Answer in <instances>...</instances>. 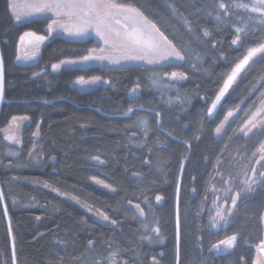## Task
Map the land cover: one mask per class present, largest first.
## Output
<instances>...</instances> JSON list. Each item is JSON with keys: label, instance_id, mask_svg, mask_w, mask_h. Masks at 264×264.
<instances>
[{"label": "trees", "instance_id": "obj_1", "mask_svg": "<svg viewBox=\"0 0 264 264\" xmlns=\"http://www.w3.org/2000/svg\"><path fill=\"white\" fill-rule=\"evenodd\" d=\"M114 2L142 12L185 60L164 68L142 63L125 68L91 64L54 72L52 64L61 59L99 48L92 35L79 43L55 35L41 46L35 61L16 63L19 35L27 29L45 33L52 17L16 22L9 13L8 0H0V55L7 99L0 109V128L14 115L29 117L19 146L0 136V188L9 221L8 226L0 205V264H13L12 250L15 264H92L93 260L104 264L113 252L119 264H153V257L156 264H177L175 203L182 162L177 205L180 264H252L255 244L262 236L264 185L256 186L238 205L234 221L210 229L206 183L235 119L222 137H215L214 128L226 112L235 108L245 112L264 91V54L249 61L213 117L206 116V109L234 63L248 48L264 43L259 14L234 7L249 0ZM220 2L229 5V15L220 11ZM237 27L244 29L242 40L232 45ZM205 31L209 35L205 36ZM172 71L184 73L187 79L172 81L164 76ZM79 76H98L109 83L78 90L75 80ZM155 78L170 87H153ZM137 84L138 92L130 94ZM129 107L133 111L125 115ZM156 111L162 113L160 125ZM169 132L172 136L166 135ZM35 144L40 160L31 162L29 153ZM10 149H16L15 155L7 153ZM94 157L102 162L93 161ZM17 177L42 180L99 209L116 223L89 217L69 200L34 189ZM91 177L105 181L114 191L92 183ZM156 195L163 197L159 204ZM205 197L207 206L202 210ZM136 204L144 210L143 217L135 212ZM153 227L160 228L159 236L151 231ZM234 234L237 242L231 250L212 251V244Z\"/></svg>", "mask_w": 264, "mask_h": 264}, {"label": "snow or ice", "instance_id": "obj_2", "mask_svg": "<svg viewBox=\"0 0 264 264\" xmlns=\"http://www.w3.org/2000/svg\"><path fill=\"white\" fill-rule=\"evenodd\" d=\"M171 7V5H170ZM220 11L224 16L229 15V5L220 2L218 4ZM234 7L244 9L251 13L259 14V23L264 24V0H254V2L249 6L246 3L236 4ZM9 10L14 18L19 21L22 16H32L35 14H45L52 13L53 19L51 23L47 25L48 35L51 36L56 31H62L66 36L72 38L73 41L79 43L81 38L92 33L96 40L98 41L100 47L87 49L86 53L80 56L79 59H64L59 63L52 64V70L58 71L61 65L74 67V66H84L92 62H107L108 65L119 66L120 68H125L129 64H134L139 66L142 64L153 65L159 68L167 67L173 61L182 62L185 60V56L181 51L176 50L172 46L171 41L163 32L152 23L140 12L138 9L128 7L122 4H117L114 0H36V2H24L18 3L16 0H10ZM175 13V9H173ZM65 19L75 20L76 23L69 24L63 22ZM217 20L221 19L218 14L216 16ZM252 19V17H249ZM185 24L188 21L185 20ZM236 35L232 39L231 44L237 45L242 40V33L244 29L237 27L235 29ZM207 36L209 33L204 32ZM29 39L26 41L25 38ZM45 40L44 36H38L32 32H26L20 37L21 44L25 45L24 55L21 56L20 48H17V60H31L36 57L39 52L40 44ZM165 45L169 47L166 48ZM258 54H264V43H260L256 47H250L247 49V54L243 56L239 62L235 63L231 67L230 73L227 75L226 79L223 80L222 86L212 100L210 106L206 109V116L213 117L217 106L221 104L222 99L228 93L232 84L236 81L237 77L240 75L241 71L249 64V61L256 57ZM37 76V73H33ZM164 76L168 77L172 81H182L187 79L186 75L182 72L172 71L170 74L164 72ZM100 81V77H94L90 80H86L84 76H79L75 80L78 85L85 84H95ZM104 84H108L109 81L104 80ZM153 87L168 88L170 85L162 83L159 78L152 80ZM139 88V84L132 89L131 93H135ZM5 90V76L4 67L2 62H0V98L3 97ZM203 99V97H202ZM190 103V101H189ZM264 105V101H262ZM133 109L128 108L125 115L131 113ZM233 111H228L223 119L215 126L214 134L216 137H222V134H226V124L231 117H233ZM157 118V125L162 123L163 117L160 111L155 112ZM28 116H13L12 121L23 122L28 120ZM143 124L144 122L141 121ZM19 127V123L16 124ZM38 127V126H37ZM201 129H203V122L201 123ZM243 134L244 137H249L250 134L264 136V107L257 108L252 115L247 118L243 126L238 130ZM37 135V133H33ZM167 136H172V133H166ZM5 140L11 139L14 143L19 144L20 140L13 136H5ZM175 139V137H173ZM199 139V137H196ZM227 145L225 146V154H222L220 159H217L216 164L219 166L216 171V176L219 181L224 185V187L215 189L221 195L217 196V200L223 198V203H217L215 206V215L212 217L214 221L213 227L217 223L223 222L227 225L229 216L233 214L234 210L238 207V201H240L244 196L252 193L256 190L255 186L264 185V171L259 170L255 165H251L250 171L251 175L248 174L249 166H243L244 178L239 179V173L234 174L236 165L231 159L226 155ZM260 155L256 159L255 164L264 167V140L260 141ZM15 155V153H10ZM255 156L256 154L253 153ZM94 159H97L94 157ZM147 164V161H145ZM184 164H181L183 169ZM94 179V178H93ZM47 187V185H45ZM108 187V185H104ZM180 184L177 183L176 192L177 199H179ZM75 199V198H73ZM230 199V205L228 200ZM163 200V197L156 195L155 201L159 204ZM5 194L0 191V205L4 204ZM79 203V201H77ZM136 209H139L140 216L143 217L145 212L141 209L140 204L135 205ZM90 210V209H89ZM3 214L5 217L8 216V208L4 207ZM98 218L101 221L109 222V216L103 212L97 213ZM260 220L264 222V213L260 215ZM115 224L116 221H110ZM153 233L159 236L160 228L153 227L151 229ZM11 228H9V235H11ZM145 239H151L145 237ZM199 239V237L197 238ZM237 240L236 235H229L224 239H220L217 243L212 244L211 249H216L219 251L221 245L226 249H231ZM176 255L177 264H180L179 254H180V216L177 210L176 215ZM88 244L94 246L93 241L89 240ZM210 249V251H211ZM259 251L264 254V241H261ZM202 255V253H201ZM116 253H111L112 259L110 264H116L114 257ZM153 264H156V258L153 257ZM243 260V257H241ZM13 264H15V254H13ZM76 264H80L79 261ZM92 264H99L98 261L93 260ZM254 264H264V260L254 261Z\"/></svg>", "mask_w": 264, "mask_h": 264}, {"label": "rangeland", "instance_id": "obj_3", "mask_svg": "<svg viewBox=\"0 0 264 264\" xmlns=\"http://www.w3.org/2000/svg\"><path fill=\"white\" fill-rule=\"evenodd\" d=\"M16 2H18V3H24V2L31 3V2H36V0H16ZM253 2H254V0H249V2L247 4L249 6H251V4ZM9 3H10V0H8V7H9ZM117 4H119V3H117ZM122 5H125V4H122ZM125 6L132 7L134 9H136L135 7L130 6V5H125ZM9 13H10L12 19L14 21H16V22H19V21H22V20H28V19H31V18H34V17L51 16L52 18L48 22V24H49V23L52 22L53 19H56V17H53L52 13L49 12V13H45V14H35V15H32V16H22L21 19L19 21H17L14 18V16L11 14L10 10H9ZM63 22H66V23H69V24L76 23L75 20H68V19H65ZM26 32H32V33H35L38 36H44L45 37V40L40 44V46H39V52L37 53V55H36L35 58H33L31 60H27V61H25V60H17L16 59V56L18 54L17 53V48L18 47L20 48V53L19 54L21 56H23L24 55V52H25V45L21 44L20 37L22 35H24V33H26ZM89 34H92V33H89ZM55 35L66 36L65 33H63L62 31H56L51 36H49L48 35V32H47V26H46V32L45 33H39V32H36L34 30H31V29L24 30L19 35L18 40H17V44H16V54H15V61H16V63H29V62L35 61L38 58L39 54H40V48H41V46L47 40H49L50 38H52ZM28 39H29L28 37L25 38L26 41ZM99 47H100V45H99ZM165 47L168 48L169 46L168 45H165ZM79 58L80 57H76V58H63L61 60H64V59H79ZM60 61H58L56 63H59ZM95 63L96 64H107V62H92V63L88 64L87 66H89L91 64H95ZM62 67H69V66L61 65V68ZM79 67H84V66H79ZM94 77H97V76H92V77L85 78V79L86 80H90V79H92ZM160 80H161V78H160ZM103 81H104V79L100 78V81H98L95 84L78 85V84L75 83V86H76V88L78 90H87V89H91V88L95 87L98 84L103 83ZM135 87L136 86H134V87H132L130 89V93H131L132 89L135 88ZM137 92H138V89H137V91L135 93H132V94H136ZM262 101H264V91L257 97V99L255 100V102L253 103V105L249 109L245 110V112H243V113L240 112V109H238V108L229 110V111H233L234 115H233V117H231L229 119V121L227 122V124H226L225 127H227V125L231 121H233L234 119H235V124L232 125V129L227 134V136H226V138H225V140L223 142V146H222L221 151L219 152V154L217 155V157L214 160V164H215L214 168L216 170L210 172V174L208 176V179H207V183H206V195H208V197H209L208 226H209L210 229H218L220 227H224L225 226V224L223 222L217 223L215 227L212 226L213 223H214V221L212 220V217L215 215V206H216L217 203H223V198H221L220 200H217V196H220L221 194L219 192H216L215 189H217V188H221L222 189L224 187V185L219 181V178L216 176V171H217V169L219 167L216 164V161H217V159H220L222 157V154H225V146L227 145L226 155L236 165L235 170H234V174L239 173V179H243L244 178V174H243V171H242L244 165H248L249 166V171H248V174L249 175H251V171H250L251 165H255L259 170L264 171V167H261V165H256L255 164L256 159H258L259 158V155H260V152H259L260 144L257 146L255 143L259 140V137L260 136L259 135H254V134H250L249 137H244L243 134L238 131L239 128L243 126L244 121L247 118H249L252 115V113L256 111L257 108L264 107V105H262ZM14 116H17V115H14ZM12 117H10L8 119L7 123L3 127L0 128V136L4 140H5V138H4L5 136H13V135L17 139L20 140V134H21V131H22L23 127L29 123V119L26 120V121H23V122L12 121ZM17 123H19V127H16V124ZM223 135L224 134H222V136ZM5 141L11 143L12 145H17V146L20 145V143L19 144H16L11 139L5 140ZM38 149H39V147H38L37 144L33 145L32 149H31V151L29 153V161H31V162H38L40 160V152H39ZM7 153L9 155H11L10 153H16V149H10V150H8ZM253 153H255L256 155L254 156ZM92 160L93 161H96V162H102L99 158H97V159L92 158ZM262 163H264V162H262ZM15 179H17L19 181H22V182H25L27 185H29L30 187H32L34 189H37V190L38 189L39 190H48V191H50V192H52L54 194H57L58 196L63 197L65 199L69 200L74 205H76L77 207H79L89 217H92L94 219H97V220L101 221L98 218V215H97V213L100 212L99 209L93 208L88 203L83 202L82 200H80V199H78V198H76L74 196H71L69 194H65V193L57 190L56 188L52 187L51 185H49L48 183H46V182H44L42 180H39V179H36V178H25V177H19V178L17 177ZM90 181L92 183L96 184L99 187L105 188V189H107L109 191H114V188L112 186H110L105 181H103V180H101L99 178L91 177L90 178ZM45 185H47V187H45ZM104 185H108V187H104ZM249 196H251V193H249L248 195L244 196L240 201H238V205L244 199H246ZM73 198H75V199H73ZM77 201H79V203H77ZM228 204L230 205V199L228 200ZM205 206H207L206 197H205V199L202 202L201 209L204 210L205 209ZM133 207H134L135 212L137 213V215L140 216V214H139L140 210L139 209H136L135 208V205H133ZM236 213H237V211L235 209L234 212H233V214L229 216L228 223L231 222V221H233L234 219H236V217H237ZM102 222H104V221H102ZM106 223H110V220H109V222H106ZM262 227H263L262 238L255 245V250H254V256H253V259H252V264H254V261L264 260V255L261 254L260 251H259V247H260L261 241H264V222H262ZM236 242H237V240H236ZM236 242H235V244H236ZM235 244H234V246H235ZM231 249H226L223 245H221L220 248H219V251H217L216 249H212V251L214 253H219V252H226V251H229ZM111 259H112L111 256L108 257V258H105L104 259V261H105L104 264H110V260ZM114 259L116 261V264H119L120 263V261H119L118 258L114 257ZM121 263L122 264H126L124 261H122Z\"/></svg>", "mask_w": 264, "mask_h": 264}, {"label": "water", "instance_id": "obj_4", "mask_svg": "<svg viewBox=\"0 0 264 264\" xmlns=\"http://www.w3.org/2000/svg\"><path fill=\"white\" fill-rule=\"evenodd\" d=\"M0 62H2L1 55H0ZM6 100H7V99H6V97H5L4 93H3V97L0 98V109H1L2 104H3ZM182 163H183V162H182ZM183 164H184V163H183ZM182 170H183V169L181 168V169H180V173H179V178H178V182H179V184H180V180H181ZM0 191H1V188H0ZM175 205H176V215H177V205H178L177 192H176V203H175ZM4 207H6V206H5V203L2 204L3 211H4ZM5 218H6V221H7V225L9 226L8 216L5 217ZM9 236H10V242H11V247H12V237H11V235H9ZM263 255H264V254H263ZM12 263H13V250H12Z\"/></svg>", "mask_w": 264, "mask_h": 264}, {"label": "bare ground", "instance_id": "obj_5", "mask_svg": "<svg viewBox=\"0 0 264 264\" xmlns=\"http://www.w3.org/2000/svg\"><path fill=\"white\" fill-rule=\"evenodd\" d=\"M172 46H173V45H172ZM174 47H175V46H174ZM175 48H176V47H175ZM176 50H178V49L176 48ZM240 60H241V59H240ZM237 62H239V60H237L235 63H237ZM235 63H234V65H235ZM234 65H233V66H234ZM233 66H232V67H233ZM226 113H227V112H226ZM226 113H225V115H226ZM214 166H215V164L213 163L210 172L216 170V169L214 168ZM261 238H262V236H261Z\"/></svg>", "mask_w": 264, "mask_h": 264}, {"label": "crops", "instance_id": "obj_6", "mask_svg": "<svg viewBox=\"0 0 264 264\" xmlns=\"http://www.w3.org/2000/svg\"><path fill=\"white\" fill-rule=\"evenodd\" d=\"M49 17H51V16H49ZM88 35H92V34H88ZM93 36V35H92ZM66 37H68V36H66ZM48 41V40H47Z\"/></svg>", "mask_w": 264, "mask_h": 264}]
</instances>
